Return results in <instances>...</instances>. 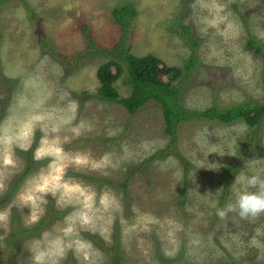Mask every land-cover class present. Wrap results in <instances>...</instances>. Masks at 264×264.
<instances>
[{
	"label": "rangeland",
	"instance_id": "obj_1",
	"mask_svg": "<svg viewBox=\"0 0 264 264\" xmlns=\"http://www.w3.org/2000/svg\"><path fill=\"white\" fill-rule=\"evenodd\" d=\"M225 2L238 20V36L228 41L211 29L207 34L197 31L193 21L199 9L193 0H7L0 6V117L22 78L38 72L53 91L49 103H63L60 95L75 99L76 120L91 125L64 148L92 159L106 152L119 159L116 167L69 165L65 173L97 191L110 189L120 201L107 239L82 233L100 253L99 264H264L248 245L254 228L264 226V214L251 222L235 213L221 219L210 204L215 200L222 206L231 198L229 186L243 167L264 174V123L182 122L172 143L158 103L149 102L131 115L97 96V70L107 61L98 48L116 47L123 40L134 55L153 54L181 73L196 55L192 80L183 84L182 103L189 110L226 109L247 101L264 108V0ZM126 4L137 15L123 30L112 11ZM88 36L96 47H90ZM251 39L263 54L249 45ZM237 68L240 72L234 74ZM115 86L121 97L130 95L126 72ZM40 134L37 130L31 148L16 149L17 166L0 174V208L11 205L7 221L0 222V264H31L27 243L72 208L57 207L49 196L41 219L25 224L27 209L12 205L26 177L47 163V158H32ZM169 156L174 159L162 169L160 162ZM217 189L215 195L207 194ZM141 213H150L157 222L141 226L136 219ZM133 224L135 229L124 231ZM193 238L199 242L191 243ZM62 264H77L71 251Z\"/></svg>",
	"mask_w": 264,
	"mask_h": 264
},
{
	"label": "clouds",
	"instance_id": "obj_2",
	"mask_svg": "<svg viewBox=\"0 0 264 264\" xmlns=\"http://www.w3.org/2000/svg\"><path fill=\"white\" fill-rule=\"evenodd\" d=\"M193 2L199 9L193 21L198 25L199 33L207 34L211 29L225 41L237 38L238 20L225 0ZM239 72L238 68L234 69V74ZM241 78L246 79L245 76ZM52 95V89L47 87L38 72L22 78L20 90L14 94L5 115L0 117V174L4 168L11 170L17 166L15 150L31 148L38 130L41 134L32 148V158L36 161L47 158V163L26 177L23 186L16 191L12 205L27 209L25 224H34L41 219L49 196L54 198L57 207L72 208L50 229H44L27 243L31 264H62L69 251L77 264H99L100 253L82 233H98L107 239L114 214L120 210V201L110 189L97 191L65 173L69 165L87 164L92 169L116 167L119 159L114 161L108 152L99 159H92L87 153L66 150L64 144L89 130L91 125L84 119L76 120L78 103L75 99L60 95L57 99L63 103H49ZM173 159L169 156L160 162L161 168ZM0 188H3L2 183ZM219 190L207 194L215 195ZM229 191L231 198L222 206H217L215 200L210 202L218 218L235 213L251 222L264 214V174L259 170L243 167L235 174ZM10 207L0 208V222L7 221ZM136 219L141 226L145 221L157 222L150 213H141ZM136 227L137 224H133L124 231ZM176 227L180 228V225ZM168 235L171 237L172 232L169 231ZM261 237H264V226H257L248 240V245L257 249V260L264 259V239ZM198 242L197 238L191 240V243Z\"/></svg>",
	"mask_w": 264,
	"mask_h": 264
},
{
	"label": "trees",
	"instance_id": "obj_3",
	"mask_svg": "<svg viewBox=\"0 0 264 264\" xmlns=\"http://www.w3.org/2000/svg\"><path fill=\"white\" fill-rule=\"evenodd\" d=\"M6 2L7 0H0V6ZM112 14L115 21L125 30L130 20L137 15V11L126 4L114 8ZM82 31L88 32L86 27H82ZM187 32L189 29L184 27V33ZM41 40L44 41L43 38ZM89 42L90 47H96L90 37ZM249 45L263 54L252 39L249 40ZM196 46L197 43L193 42V49ZM98 54L107 61L97 70V79L100 84L97 96L102 100L122 105L131 115L149 102L158 103L165 122V133L171 138L172 143L176 141L178 127L182 122L209 119L230 124L242 120L249 127H260L264 123V108L253 101L243 102L226 109L216 106L201 112L187 109L182 103L183 84L192 80L191 73L198 63L195 54L187 59L184 73L178 72L176 67L169 66L153 54L134 55L123 40L119 41L116 47L98 48ZM124 72L127 73L131 86L128 97H121L115 86V82ZM177 157L184 164L186 163L179 154ZM153 159L154 157L148 161Z\"/></svg>",
	"mask_w": 264,
	"mask_h": 264
}]
</instances>
